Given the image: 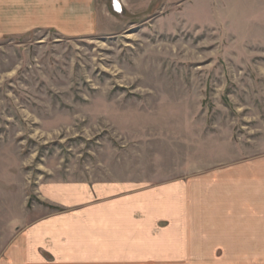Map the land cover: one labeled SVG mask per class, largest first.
<instances>
[{"label": "rangeland", "instance_id": "374dc122", "mask_svg": "<svg viewBox=\"0 0 264 264\" xmlns=\"http://www.w3.org/2000/svg\"><path fill=\"white\" fill-rule=\"evenodd\" d=\"M96 7L102 30L92 34L0 36V257L36 217L46 181L202 178L211 187L229 175L237 193L252 192L258 218L264 0ZM220 207L206 206L215 214ZM250 207L230 206L240 214ZM203 245L204 257L172 264H264L259 243L253 258L243 243L229 251L217 241Z\"/></svg>", "mask_w": 264, "mask_h": 264}, {"label": "crops", "instance_id": "0c3cea01", "mask_svg": "<svg viewBox=\"0 0 264 264\" xmlns=\"http://www.w3.org/2000/svg\"><path fill=\"white\" fill-rule=\"evenodd\" d=\"M40 30L69 37L102 30L96 0H0V36ZM224 177L211 187L202 178L160 185L42 182L36 217L17 232L0 264H172L204 257L205 241L226 251L243 243L248 258L257 257L259 243L264 260V201L254 207V220L252 192L237 193L235 177ZM206 206L223 208L215 214ZM230 206L251 207L240 214Z\"/></svg>", "mask_w": 264, "mask_h": 264}]
</instances>
